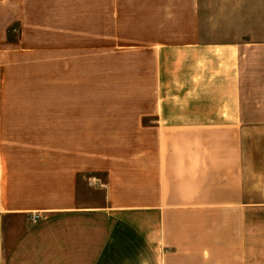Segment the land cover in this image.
Masks as SVG:
<instances>
[{
  "label": "crops",
  "instance_id": "1",
  "mask_svg": "<svg viewBox=\"0 0 264 264\" xmlns=\"http://www.w3.org/2000/svg\"><path fill=\"white\" fill-rule=\"evenodd\" d=\"M150 49L116 151L86 152L71 121L60 152L0 143V264H264V41Z\"/></svg>",
  "mask_w": 264,
  "mask_h": 264
},
{
  "label": "rangeland",
  "instance_id": "2",
  "mask_svg": "<svg viewBox=\"0 0 264 264\" xmlns=\"http://www.w3.org/2000/svg\"><path fill=\"white\" fill-rule=\"evenodd\" d=\"M1 11L0 143L8 148L35 137L60 152L62 123L71 121L84 126L86 152H114L116 123L131 124L141 92H153L150 47L264 41V0H10ZM21 123L36 125L11 127Z\"/></svg>",
  "mask_w": 264,
  "mask_h": 264
}]
</instances>
